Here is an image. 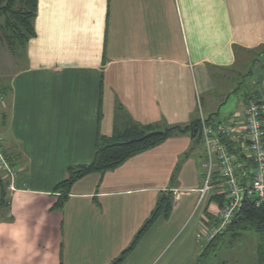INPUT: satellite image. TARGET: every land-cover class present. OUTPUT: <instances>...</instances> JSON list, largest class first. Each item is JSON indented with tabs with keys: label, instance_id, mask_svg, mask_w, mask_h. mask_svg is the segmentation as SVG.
Returning a JSON list of instances; mask_svg holds the SVG:
<instances>
[{
	"label": "crops",
	"instance_id": "0c3cea01",
	"mask_svg": "<svg viewBox=\"0 0 264 264\" xmlns=\"http://www.w3.org/2000/svg\"><path fill=\"white\" fill-rule=\"evenodd\" d=\"M33 28L17 52L0 31V147L17 169L0 219V264H113L165 193L168 215L118 264L220 257L217 242L234 237L207 238L216 200L200 198L203 146L190 132L80 177L60 208L54 188L69 167L92 163L98 136L130 123L186 126L201 113L215 124L231 94L238 107L226 120L241 118L248 77L260 89L264 79V0H38ZM160 220L178 222L166 242L149 238ZM251 235L247 264L257 260Z\"/></svg>",
	"mask_w": 264,
	"mask_h": 264
},
{
	"label": "built area",
	"instance_id": "2783aa9c",
	"mask_svg": "<svg viewBox=\"0 0 264 264\" xmlns=\"http://www.w3.org/2000/svg\"><path fill=\"white\" fill-rule=\"evenodd\" d=\"M1 99V96H0ZM203 184L200 198H215L216 215L208 239L224 233L243 202L264 204V79L260 91H252L241 118L210 124L200 113ZM0 174L7 189H14L15 169L0 147Z\"/></svg>",
	"mask_w": 264,
	"mask_h": 264
},
{
	"label": "trees",
	"instance_id": "16d2710c",
	"mask_svg": "<svg viewBox=\"0 0 264 264\" xmlns=\"http://www.w3.org/2000/svg\"><path fill=\"white\" fill-rule=\"evenodd\" d=\"M37 1L0 0L1 36L8 48L13 52H17L18 49L22 48L27 40L34 35L33 19L37 10ZM180 132H190L195 143H201L200 120L198 117L190 125L168 126L164 129H159L153 124L138 125L130 123L123 132H116L110 138L98 136L92 163L69 167L66 179L55 186V191L60 193L55 207L60 208L63 205L71 185L80 177L92 172L103 174L115 169L133 155L154 147L174 133ZM169 194L165 193L159 197L154 210L136 234L133 243L113 264H118L122 260L137 240L160 216L166 217L168 215L171 210ZM8 207L7 181L3 180L0 174V219L2 218V213ZM247 231L259 237L255 264H264V204L255 207L252 202L245 200L227 230L218 236L229 233L232 237L238 238ZM201 260V257L200 259L198 258L197 264H201L203 262Z\"/></svg>",
	"mask_w": 264,
	"mask_h": 264
},
{
	"label": "rangeland",
	"instance_id": "374dc122",
	"mask_svg": "<svg viewBox=\"0 0 264 264\" xmlns=\"http://www.w3.org/2000/svg\"><path fill=\"white\" fill-rule=\"evenodd\" d=\"M255 79V75H251L247 79V88L250 90L248 93H251L255 90H260L259 86L251 85L250 83ZM237 99L234 95H228L220 104L217 111L211 116L212 120L215 123H219L225 121L226 119H230L234 117L235 110L237 109ZM202 147L199 144L197 146L196 152L198 153V161L199 158H202ZM166 220V219H164ZM165 221H159L155 227L152 229L149 234L150 240L153 238H157L158 240H164L165 242L170 239L176 232L177 223L164 225ZM171 226V227H169ZM255 239L252 237L251 233L245 232L244 236H240L238 238H230L227 236L223 240H219L217 242V246L223 242V245L218 246L220 249V257L215 260L209 262V264H247L251 263L254 258V243ZM159 243H157V246Z\"/></svg>",
	"mask_w": 264,
	"mask_h": 264
}]
</instances>
